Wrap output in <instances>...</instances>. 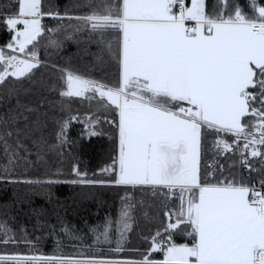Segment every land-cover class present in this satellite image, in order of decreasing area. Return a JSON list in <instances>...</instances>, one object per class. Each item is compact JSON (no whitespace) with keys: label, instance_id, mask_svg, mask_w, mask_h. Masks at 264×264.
I'll return each mask as SVG.
<instances>
[{"label":"snow or ice","instance_id":"6c2138e0","mask_svg":"<svg viewBox=\"0 0 264 264\" xmlns=\"http://www.w3.org/2000/svg\"><path fill=\"white\" fill-rule=\"evenodd\" d=\"M14 8L0 17L14 33L10 51L0 48V84L30 78L41 66L42 20L58 16L44 10L43 0H15ZM248 9L237 0H218L211 9L208 0H114L103 12L76 17L101 36L116 35L119 81L62 76L61 96L98 100L118 115L116 154L102 169L112 179L72 183L150 192L163 209V230L139 261L17 254L0 255V264H264V178L221 179L209 170L213 165L201 167L209 133L218 137L217 155L239 152L241 166L251 170L249 158L264 162V0H248ZM69 124H60L61 143ZM89 134H99L91 123ZM125 199L122 240L131 229L132 204Z\"/></svg>","mask_w":264,"mask_h":264},{"label":"trees","instance_id":"16d2710c","mask_svg":"<svg viewBox=\"0 0 264 264\" xmlns=\"http://www.w3.org/2000/svg\"><path fill=\"white\" fill-rule=\"evenodd\" d=\"M113 2L43 0L44 10L58 16L42 20L46 30L37 46L41 66L30 78L12 77L0 84V255L139 261L150 251L155 232L163 230V209L150 192L107 183H72L80 179H112L102 169L112 163L116 154L114 121H118V115L100 106L98 100L67 98L60 92L65 88L62 76L66 71L109 86L118 83L116 35L109 32L101 36L76 19L103 12L104 5ZM237 2L249 11L248 0ZM217 4L218 0H208L210 9ZM14 5L15 0H0V17L10 15ZM13 35L0 20V48L10 51L6 45L12 42ZM63 121L70 124L61 143L58 133ZM90 123L98 135L89 134ZM217 138L207 134L202 171L213 165L209 170L221 179L235 176L250 184L264 178V162L258 158H249L255 169L251 170L241 166L239 152L217 155L212 147ZM224 138L233 143L231 136ZM243 143L240 141L241 147ZM74 168L87 175L77 177ZM126 197L132 204L131 229L122 240L121 213ZM106 226H110L107 239L102 234ZM176 240L189 242L184 236ZM118 246L121 252L115 251ZM151 255L162 258L160 253Z\"/></svg>","mask_w":264,"mask_h":264},{"label":"rangeland","instance_id":"374dc122","mask_svg":"<svg viewBox=\"0 0 264 264\" xmlns=\"http://www.w3.org/2000/svg\"><path fill=\"white\" fill-rule=\"evenodd\" d=\"M14 78V77H13ZM242 142H244L243 140H241Z\"/></svg>","mask_w":264,"mask_h":264}]
</instances>
